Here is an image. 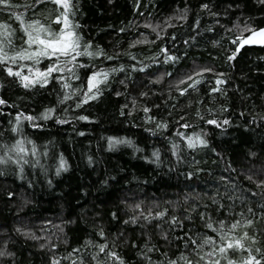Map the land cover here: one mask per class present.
<instances>
[{"label": "trees", "instance_id": "1", "mask_svg": "<svg viewBox=\"0 0 264 264\" xmlns=\"http://www.w3.org/2000/svg\"><path fill=\"white\" fill-rule=\"evenodd\" d=\"M12 3L0 6L15 30L0 36L12 41L6 51L27 47L13 13L59 31L63 8L52 0ZM71 4L78 65L60 57L63 71L25 88L6 66L35 76L21 64L43 71L57 58L0 64V155L17 140L29 149L22 171L0 163V264H264V46L243 44L228 59L234 38L264 28V0ZM89 41L100 55L83 52ZM93 72L107 79L87 99ZM196 136L207 144L189 147ZM235 239L245 247L211 256Z\"/></svg>", "mask_w": 264, "mask_h": 264}, {"label": "snow or ice", "instance_id": "2", "mask_svg": "<svg viewBox=\"0 0 264 264\" xmlns=\"http://www.w3.org/2000/svg\"><path fill=\"white\" fill-rule=\"evenodd\" d=\"M52 2L56 5L62 6L63 11L60 12L59 15H56L54 19L57 22L62 21V23L59 24V31L53 30L50 28V26L45 25L44 23H41L38 19H32V20H25L22 13H13L15 16V20L20 22V27L23 29V32L26 36V39L24 40V43L27 45V47H21L19 50H14L12 52L6 51V44L11 45L12 41L9 39L7 41L0 40V64H3L4 62H7L8 65L17 63L18 60H33L36 63H39V59L42 57H56V63L50 64L49 67L43 71H41L38 68H33L32 65H23L21 64V67H28L32 71L36 73L35 76H32L30 74H25L20 71L19 68L14 69L11 66H6V71L11 76H18L21 78L20 82L23 84L25 88L31 87L33 84L39 82L41 83H48L47 76L53 71H63L64 68L60 67L57 68V64L60 63V57L64 58V64L68 63H74L79 64L78 61H76V56L81 55V43H80V36L75 31L76 27H78V24H73V22L70 19V14L73 10V5L71 4V0H52ZM42 3V0H32V7H35L36 5H40ZM0 6H4L6 11H9L13 7H17V5H14L12 3V0H0ZM201 7L207 8L206 4L201 5ZM14 29L11 28V25L8 24L5 21H0V36L9 37L12 36L14 33ZM244 31H248V28L245 27ZM91 42H87L83 46V52L89 56L92 55H100L99 51L93 53L88 50V44ZM234 43L236 45L235 50L231 52L228 59L231 60L233 57L237 55V52L240 50V46L243 44H264V28H258V29H251V32L247 36H241L238 40L234 38ZM36 45L35 48L32 46ZM164 51H167V49H164ZM173 58L174 57H165V59ZM200 71H211V69H201ZM193 75H197V73H193ZM60 79H63V77H60ZM101 79H107V73L101 74V72H93L91 73L87 78V87L88 92L86 93L87 99H92L94 96H98L100 89L98 85L101 82ZM185 79L191 80V77H185ZM182 83V82H181ZM195 83V81H193ZM217 83H220L218 80ZM181 93L186 91V89L181 88L179 89ZM7 103L3 99H0V104ZM47 112H51L52 109H46ZM148 109L145 108V112H147ZM19 116V114H18ZM81 119L87 120V116H81ZM28 119H35V117L28 116ZM210 123L215 124L216 121L212 120L209 121ZM227 123V121H225ZM35 126V125H34ZM13 131H18L16 127L13 128ZM110 141H116L119 143L120 141L116 140V138L112 137L109 138ZM196 143H199L201 145L207 144V140L203 139L200 136H196L195 140L192 138L188 139L189 147H195ZM10 151L15 152L17 155L9 156L8 153ZM29 151L28 148L24 146V140H17L14 142V144L11 146V148H5V154L0 155V163H7V159H11L14 163L20 165L21 171L23 170V164L27 163V161L24 159V156L21 155L23 153H27ZM33 155H35V146L33 144V147L31 149ZM66 167V161L61 159L60 166L57 169V172L60 171L61 168ZM251 179V177H249ZM264 184V180L258 181L257 186ZM9 195H12L9 193ZM136 207H139V205H136ZM151 215V213L149 214ZM157 215H163V213H157ZM135 218H133L134 220ZM175 220V217H173ZM221 226H223V221L219 222ZM238 222H234L231 225L232 229H235L237 227ZM246 223L251 224L252 221H246ZM208 228H212L213 225L209 223L207 225ZM100 235L103 236V231L100 232ZM228 235H231V232L228 233ZM247 233H245V236ZM253 240L255 237L252 238ZM195 243V241H193ZM204 243H215V240L211 236H207L204 238ZM244 248L245 244L243 243L242 239H235L230 240L227 244L221 242L219 248H215L210 254L211 256H215L217 252L224 253L228 248H231L233 246ZM106 245L100 246V251H104V248ZM199 247V246H198ZM259 251V249H257ZM4 252H0V255H4ZM8 255H11V253H8ZM112 257H116V259L120 260V257L117 256V253L111 252L110 254ZM199 255V253H197ZM182 259H186L182 257ZM248 261H255L256 258L249 254ZM121 264H123V261L121 260ZM170 264H176V261H171ZM186 264H193V261L190 259L186 260ZM196 264H199V261H196ZM211 264H220L219 260L211 261ZM228 264H236L233 260H228ZM256 264H259V261H256Z\"/></svg>", "mask_w": 264, "mask_h": 264}, {"label": "water", "instance_id": "3", "mask_svg": "<svg viewBox=\"0 0 264 264\" xmlns=\"http://www.w3.org/2000/svg\"><path fill=\"white\" fill-rule=\"evenodd\" d=\"M247 46H264V44H245Z\"/></svg>", "mask_w": 264, "mask_h": 264}]
</instances>
